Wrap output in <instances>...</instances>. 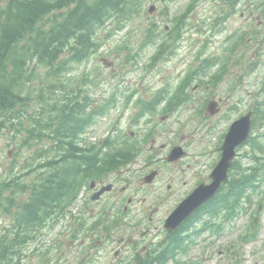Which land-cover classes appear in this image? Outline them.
I'll return each instance as SVG.
<instances>
[{
  "label": "rangeland",
  "instance_id": "1",
  "mask_svg": "<svg viewBox=\"0 0 264 264\" xmlns=\"http://www.w3.org/2000/svg\"><path fill=\"white\" fill-rule=\"evenodd\" d=\"M189 1L175 0L170 4L169 12H171L172 16L177 12H183L188 7ZM147 9L146 5L145 12H147ZM158 10L160 11V8ZM238 10L236 14L230 16L224 23L214 25L218 18L219 10L210 8L208 0L203 1L195 13L192 12L191 28L185 33L181 45L175 49V55H173V59L171 58L172 61L168 63L162 62L147 69L145 67L149 64V58L156 47L151 46L141 52L134 66L133 60L126 56L128 55L127 45L130 43L134 53L139 52L144 28L147 27L150 21H156L157 19L142 16L129 25L127 32L121 31L112 37H108L109 29H105L101 33L103 47L90 59L89 66L83 65L75 69L73 78L75 81H79L85 71L94 69L95 71L92 74L97 77L96 90L98 95L105 89H108L109 94H111L118 86H127L139 91H145L147 88H151V90L160 89L167 83L177 86L190 66L193 69L204 58L225 55L226 48L230 45L228 38L237 32L239 28H247L249 26L247 17L250 11L244 5L240 6ZM242 13L245 14L244 17H242ZM129 32H132V34L128 35ZM252 52L253 50L249 52L247 57L252 56L251 60L255 58L253 62H256V66L253 67L254 71L250 74L252 76L247 78L243 85L237 88V93L229 92L228 86L232 83L231 81L223 83L219 86V92H216L217 95L222 96L225 100L231 99L233 102L235 101L234 95L237 94L238 99L240 97L244 101L243 112L254 106L256 95L264 83V56H257L258 51H254L252 55ZM103 59L111 62L113 66H106ZM232 71L234 75L241 76L242 74L239 68H232ZM207 80L208 78H204V81ZM199 84L200 82L193 81L189 93L192 87ZM140 96L145 98V92H142ZM197 101L195 103L190 102V111L189 109L181 111V117L189 114L184 121L187 124L185 127L187 130L192 131L190 136L193 134L197 136L198 149L209 148L208 150H213L216 153L217 139L227 129L226 127L236 119V114L230 113L231 107L228 108V104L220 115L206 120L207 118L203 117L204 114L200 116L197 113L203 105L202 102ZM113 115L115 116V113ZM177 118L180 117L177 115ZM122 122L123 128L126 129L125 126L128 125V120L122 119ZM210 123L213 127H211ZM208 130L210 131L208 132ZM99 133L102 136L107 135L105 134L106 131ZM214 134L216 136L211 138V135ZM12 138L13 134L10 133L0 136V182L12 173L15 166L14 170L18 173L21 166L25 164L26 158L30 156L28 151H20L18 149L19 144ZM165 139H162L161 142H165ZM244 150L250 151V148L243 149V152ZM215 157L216 154L214 153L209 155L206 158L207 163L211 164L215 161ZM159 186L160 184L158 183L153 188H158ZM259 195L255 196L251 204L248 203L246 205V212L238 220L226 225L225 233L221 237L211 238L210 243L212 245L209 248L204 249L206 247L204 244L209 240L208 235H204L201 242H199L200 246L181 256L179 258L180 262L182 264H194L199 261H201L199 264H232L227 259L226 251L232 244L236 245L240 231L246 230L245 226L247 224L250 225L249 223H252L255 218L257 220L255 226L257 238L255 241L245 245L240 256L242 264H264V205L262 203L264 200ZM139 197L143 198L144 195L140 194ZM153 201L154 199L150 198L149 204L153 203ZM10 222L11 219L0 211V231L5 226H9ZM73 226V223L69 221L56 226L49 235H45L42 241L38 243L39 246L45 244V248H50L49 251L48 249L46 250V256L37 261L38 257H35L36 254L31 255V251L29 252L28 250L27 256H29V259L26 258L24 263L40 264L43 261L44 264H49L50 262H57V260H59L60 264L82 262V259L73 260L78 255L80 258L82 256L81 253L79 254L77 247H72L73 243L69 237V232Z\"/></svg>",
  "mask_w": 264,
  "mask_h": 264
},
{
  "label": "trees",
  "instance_id": "2",
  "mask_svg": "<svg viewBox=\"0 0 264 264\" xmlns=\"http://www.w3.org/2000/svg\"><path fill=\"white\" fill-rule=\"evenodd\" d=\"M71 0H62L61 4H52L47 0H9L8 6L0 15V28L2 29L0 39V132L5 127L4 119L7 114L13 111L16 105L26 103L22 97L24 86L19 84L23 77L24 68L12 59L11 50L15 44L28 39L26 49L31 47L45 52L43 59L54 63L60 53L64 43L72 37L77 36L80 40V46L88 49L89 36L83 34L86 32L87 25L93 23L102 24L105 19L111 15H120L122 17H131L137 12V8H131L136 4L132 0H100L95 8H88L81 4L74 12L69 14L65 21L61 23L56 31H51L50 38H46L45 32L39 29L37 34L36 27H43L45 16L55 9H61L63 5L70 4ZM88 8V9H86ZM139 9V8H138ZM75 11H77L75 13ZM84 23H88L84 25ZM14 62L16 70H10V64ZM11 186L4 185L0 191V199L4 196V191ZM24 186L23 190H27ZM49 194H45L44 189H35L29 201L18 205L15 215L16 225L13 233L0 238V263H7L9 254H16L20 248L32 239L30 233L32 227L45 220L46 203L49 200ZM11 196H9L10 198Z\"/></svg>",
  "mask_w": 264,
  "mask_h": 264
},
{
  "label": "water",
  "instance_id": "3",
  "mask_svg": "<svg viewBox=\"0 0 264 264\" xmlns=\"http://www.w3.org/2000/svg\"><path fill=\"white\" fill-rule=\"evenodd\" d=\"M248 126H249V122L248 121H244V122H241L239 124H237L233 131H232V134L230 136V138L232 139H239L240 137H242L243 133L245 132V135L243 137L242 140L245 139L246 135H247V131H248ZM246 129V130H245ZM241 140V141H242ZM232 145L228 147L227 149V153H226V161L224 162L223 164V169L227 166V161L228 159L232 156V149L234 147V144L233 142H231ZM196 205V203H193V204H186L184 206H182L172 217V221L174 222H178L180 221L185 215H187V211H186V208L187 207H194Z\"/></svg>",
  "mask_w": 264,
  "mask_h": 264
},
{
  "label": "flooded vegetation",
  "instance_id": "4",
  "mask_svg": "<svg viewBox=\"0 0 264 264\" xmlns=\"http://www.w3.org/2000/svg\"><path fill=\"white\" fill-rule=\"evenodd\" d=\"M108 179L113 180V181H117V178L116 177H112V176H109Z\"/></svg>",
  "mask_w": 264,
  "mask_h": 264
}]
</instances>
